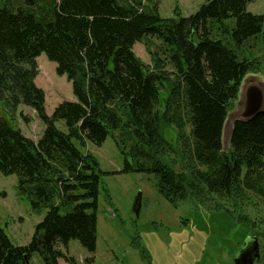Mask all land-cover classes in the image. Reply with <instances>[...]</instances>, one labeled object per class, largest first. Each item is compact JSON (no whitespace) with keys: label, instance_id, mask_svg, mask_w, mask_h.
Listing matches in <instances>:
<instances>
[{"label":"trees","instance_id":"obj_1","mask_svg":"<svg viewBox=\"0 0 264 264\" xmlns=\"http://www.w3.org/2000/svg\"><path fill=\"white\" fill-rule=\"evenodd\" d=\"M255 1L207 0L189 17L177 6L175 17L163 18L160 0H1L0 103L11 113L31 107L45 131L35 142L0 120V172L17 175L19 196L47 213L27 246L14 245L0 223V264H30L35 253L45 264H77L66 252L71 241L96 251L103 172L77 142L102 146L116 131L121 173L154 176L175 208L186 201L209 206L214 197L238 207L236 199L249 192L264 198V111L235 123L229 152L221 141L244 78L264 64V15L247 10ZM136 43L145 45L150 65L135 54ZM42 54L67 76L77 99L52 115L36 84ZM166 127L176 128L178 147L163 136ZM254 218L239 215V246L251 236L264 241V222L253 234L260 229ZM260 244L256 264H264Z\"/></svg>","mask_w":264,"mask_h":264},{"label":"rangeland","instance_id":"obj_2","mask_svg":"<svg viewBox=\"0 0 264 264\" xmlns=\"http://www.w3.org/2000/svg\"><path fill=\"white\" fill-rule=\"evenodd\" d=\"M206 2L207 0H160L159 11L163 18H172L175 17L178 6L182 17L186 18L198 12ZM247 10L255 15H264V0L249 4ZM152 41L156 46L161 45L155 39ZM261 47L264 52V44ZM133 50L146 65L151 64V57L143 43H136ZM37 63L40 74L36 84L45 91V109L48 115H52L60 103L77 100L67 76L57 74L55 62L42 54L37 58ZM252 89H258L264 95V64L260 72L249 73L244 78L238 99L234 101L225 121L221 141L226 153L231 148L234 122L240 117L232 114L239 111V103L244 98L247 99ZM168 96V89L160 94L161 111L165 109ZM25 117L29 118V122ZM0 120L21 130L25 137L35 142L44 135L45 124L29 106L20 105L16 113H11L0 103ZM57 127L67 131L63 121L57 122ZM119 134L120 131H116L110 135L102 146L90 142L82 146L77 142L85 154L90 153L97 159L103 172L98 197L97 248L92 253L78 241H71L67 254L74 257L77 264H88L86 259L92 260L89 264H149L142 257L143 248L152 264H234L233 256L243 242V236L236 235L240 227L243 228L241 224H237L239 215L247 213L252 218L257 216L260 229L253 234L260 235L263 230L261 222H264V198L249 192L248 199H236L238 207L233 206V199L214 197L207 202L209 206L186 201L175 208L158 192L154 176L121 173L124 157L116 141ZM163 136L174 146H179L176 128L166 127ZM18 181L17 175L6 176L0 172V223L14 245L27 246L36 225L42 222L47 212L36 213L32 210L30 202L19 196ZM139 195L141 212L137 216L133 207ZM216 204L231 210L230 213L227 210H215ZM212 214H215V219ZM231 216L237 225L233 223ZM252 237L255 236L250 238L253 239ZM259 242L263 245V238ZM232 250L235 251L231 252ZM30 264L45 262L40 254L35 253ZM59 264L67 263L61 259Z\"/></svg>","mask_w":264,"mask_h":264},{"label":"water","instance_id":"obj_3","mask_svg":"<svg viewBox=\"0 0 264 264\" xmlns=\"http://www.w3.org/2000/svg\"><path fill=\"white\" fill-rule=\"evenodd\" d=\"M264 111V95L263 93L258 89H252L247 96V99L244 98V101L239 103V111L233 113V116H240L237 118L234 122L232 133H231V140H232V134L234 131V126L237 121L247 122L253 118H255L257 115H259L261 112ZM231 142V141H230ZM134 212L137 216L140 215L141 212V195L138 196V198L135 201ZM251 238L247 239L245 242L250 240ZM255 241L258 242L257 238H254ZM234 264H254L258 259H260V249L259 244L258 246L251 252L242 253L240 256H236L237 254H234ZM29 264V262L27 263Z\"/></svg>","mask_w":264,"mask_h":264},{"label":"flooded vegetation","instance_id":"obj_4","mask_svg":"<svg viewBox=\"0 0 264 264\" xmlns=\"http://www.w3.org/2000/svg\"><path fill=\"white\" fill-rule=\"evenodd\" d=\"M252 238L253 239L248 240L244 245H241L239 247L238 251L236 252L237 257L240 256L242 253H247V252L253 251L258 246L259 243L254 240L255 237H252ZM259 249H260V245H259ZM234 257H235V255L233 256V260H234Z\"/></svg>","mask_w":264,"mask_h":264},{"label":"crops","instance_id":"obj_5","mask_svg":"<svg viewBox=\"0 0 264 264\" xmlns=\"http://www.w3.org/2000/svg\"><path fill=\"white\" fill-rule=\"evenodd\" d=\"M60 262V261H59Z\"/></svg>","mask_w":264,"mask_h":264}]
</instances>
